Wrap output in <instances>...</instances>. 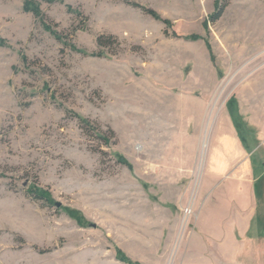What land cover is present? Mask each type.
I'll list each match as a JSON object with an SVG mask.
<instances>
[{
    "label": "rangeland",
    "instance_id": "rangeland-1",
    "mask_svg": "<svg viewBox=\"0 0 264 264\" xmlns=\"http://www.w3.org/2000/svg\"><path fill=\"white\" fill-rule=\"evenodd\" d=\"M257 70L264 0H0V264H264Z\"/></svg>",
    "mask_w": 264,
    "mask_h": 264
},
{
    "label": "crops",
    "instance_id": "crops-1",
    "mask_svg": "<svg viewBox=\"0 0 264 264\" xmlns=\"http://www.w3.org/2000/svg\"><path fill=\"white\" fill-rule=\"evenodd\" d=\"M259 70L255 71L252 75L245 78L244 81L241 82V84L239 85V87L236 91L235 100L238 104V108H239V111L241 112V115L243 114L244 116H246V115L251 113V115L253 114V116H256L255 112H257V114H259L262 112H258V110H264L263 109L264 108V76H258ZM247 111H248V113H247ZM260 120L261 121H259V122L261 124V127H263L264 117H261ZM256 127L258 128L257 134L261 138L264 135L262 133V128L260 126H256ZM246 201H251V200H250V198H247ZM246 218L248 220H250L251 216L247 215ZM248 225H249V222L247 224V227H245V229H243V232L241 231L242 232L241 235L245 236L249 232L250 227ZM227 240L229 242L230 238ZM256 244L257 243L255 242V243H253V246H251L252 251H259L258 247H255ZM225 248H226V246H225ZM239 254H241L240 251L234 252V255L231 259L228 257V259H227L228 263H229V260L233 259L237 263L240 262L238 264H241V261H239L237 259ZM244 254H246V253H244ZM241 259H243V258H241ZM204 261L206 263L208 261V259H205ZM208 262L211 263L210 261H208ZM197 263L202 264L201 262H197Z\"/></svg>",
    "mask_w": 264,
    "mask_h": 264
},
{
    "label": "trees",
    "instance_id": "trees-1",
    "mask_svg": "<svg viewBox=\"0 0 264 264\" xmlns=\"http://www.w3.org/2000/svg\"><path fill=\"white\" fill-rule=\"evenodd\" d=\"M26 10H29L30 12H32L36 17H40V12H39V10H38V7H36L33 3H27V6H26ZM151 13V15H154L153 14V12H150ZM186 39H190V40H195V39H197V37L196 36H187V38ZM81 120V119H80ZM82 121V120H81ZM240 124H241V122H239ZM235 127L237 128V130L238 131H241V128H240V125H235ZM117 156V155H116ZM121 160H123L121 157H119ZM37 195H38V197H43L44 195H45V193L44 192H42V191H37V192H35ZM72 217H75V214L73 213V212H71L70 211V213H69ZM124 262H126L125 260H123ZM128 264H129V262H128ZM130 264H132V263H130Z\"/></svg>",
    "mask_w": 264,
    "mask_h": 264
}]
</instances>
